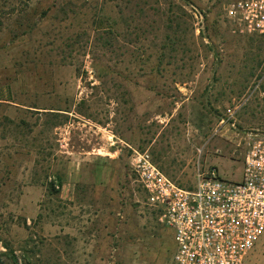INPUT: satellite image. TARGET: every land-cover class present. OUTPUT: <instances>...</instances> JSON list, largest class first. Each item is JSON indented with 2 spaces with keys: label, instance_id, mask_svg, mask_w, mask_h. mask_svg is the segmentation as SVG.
Listing matches in <instances>:
<instances>
[{
  "label": "rangeland",
  "instance_id": "1",
  "mask_svg": "<svg viewBox=\"0 0 264 264\" xmlns=\"http://www.w3.org/2000/svg\"><path fill=\"white\" fill-rule=\"evenodd\" d=\"M229 1L0 0V263H170L129 157L183 187L198 167L240 178L264 35L234 29Z\"/></svg>",
  "mask_w": 264,
  "mask_h": 264
},
{
  "label": "built area",
  "instance_id": "2",
  "mask_svg": "<svg viewBox=\"0 0 264 264\" xmlns=\"http://www.w3.org/2000/svg\"><path fill=\"white\" fill-rule=\"evenodd\" d=\"M224 14L240 33L264 35V0H230ZM240 139L245 153L238 180L221 177L214 165L198 167L190 187L167 176L147 150H132L129 167L145 204L172 234L169 264H246L264 234V131L247 130Z\"/></svg>",
  "mask_w": 264,
  "mask_h": 264
},
{
  "label": "trees",
  "instance_id": "3",
  "mask_svg": "<svg viewBox=\"0 0 264 264\" xmlns=\"http://www.w3.org/2000/svg\"><path fill=\"white\" fill-rule=\"evenodd\" d=\"M177 182V181H176ZM143 237V236H142ZM0 264H2V263H0Z\"/></svg>",
  "mask_w": 264,
  "mask_h": 264
}]
</instances>
